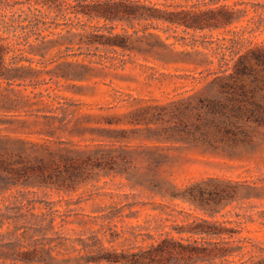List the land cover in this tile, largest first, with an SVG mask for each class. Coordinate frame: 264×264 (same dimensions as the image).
I'll return each mask as SVG.
<instances>
[{
    "label": "rangeland",
    "instance_id": "374dc122",
    "mask_svg": "<svg viewBox=\"0 0 264 264\" xmlns=\"http://www.w3.org/2000/svg\"><path fill=\"white\" fill-rule=\"evenodd\" d=\"M236 2L241 16L232 27L264 45V0L228 4ZM46 14L43 42L32 36L15 58L28 67L23 77L0 79V145L55 162L43 173L0 170V264H44L47 237L95 235L120 249L162 227L174 233L195 216L234 232L225 246L241 248L212 264H264V85L253 92L263 109L245 99L248 110L229 129L214 126L202 101L226 62L246 55L254 63L248 43L230 42L226 30H150L163 46L124 25L82 18L101 27L88 32L104 35L87 44L68 15ZM109 32L131 40L114 45ZM99 149L115 161L82 162L73 174L60 159ZM190 189L203 192L201 202L188 199ZM57 241L54 264H76L72 244ZM33 249L37 261L28 262L22 253Z\"/></svg>",
    "mask_w": 264,
    "mask_h": 264
},
{
    "label": "trees",
    "instance_id": "16d2710c",
    "mask_svg": "<svg viewBox=\"0 0 264 264\" xmlns=\"http://www.w3.org/2000/svg\"><path fill=\"white\" fill-rule=\"evenodd\" d=\"M228 1L230 0H0V79L9 83L12 79L23 77L22 73L28 67L18 65L15 58L25 51L24 47L29 45L32 36L43 42L45 36L42 32L48 31L49 27L41 25L48 23L45 20L46 12L52 9L60 15H68L72 21L68 23L71 28L75 21L79 28H82L80 39H85L83 41L87 44L102 43L100 41L104 35L88 32L86 27H101L81 23L82 18L87 22L111 23V29L124 25L133 29L134 34L142 32L145 36L154 37L163 46L166 44L160 34L150 30L163 33L177 32L179 28L193 32L226 30L230 34V42L245 40V43H248V52L253 54L254 59V63H251L246 55H243L233 63L226 62L211 88L202 95V101L213 114L214 126L229 129L234 127L237 119L248 110V107L243 105L245 99L251 101L250 105L254 108L263 109L253 92L256 88L261 90L264 85V45L252 46V42L242 36V31L232 27L241 16V10L236 8L239 3L230 5ZM18 29L23 30L22 34L17 33ZM125 34L109 32L105 39L114 45L125 47V43L130 39ZM19 37L25 44H19ZM26 153L22 146L12 148L0 145V170L9 174L26 169L43 173L50 169V161L55 162L53 157H31ZM112 154L110 150L101 149L88 153L68 151L62 154L60 159L66 161L67 170L75 174L83 170L82 162H91L92 159L115 161ZM15 163L22 165L15 167ZM187 197L194 203L201 202L203 192L199 190L198 194H195L194 190L190 189ZM193 218V223L173 226L176 234L162 227L157 233H146L142 242H133L120 249L114 246L106 247L103 239L95 235L87 239L74 240L61 236L56 239L59 245H64L65 241L72 244L73 252L79 256L74 260L76 264H212L216 258H224L232 255L234 251L241 250L225 246L229 243L225 236L234 232L217 225L216 221L197 216ZM133 235L135 239L138 237V234ZM56 239L45 238L50 249L45 256L47 258H40L38 261L54 264V258L50 257L49 253L53 247L51 244L56 242ZM114 241L112 238L109 242ZM75 243L79 247L75 246ZM22 255L28 262L37 261L36 249L24 251Z\"/></svg>",
    "mask_w": 264,
    "mask_h": 264
}]
</instances>
